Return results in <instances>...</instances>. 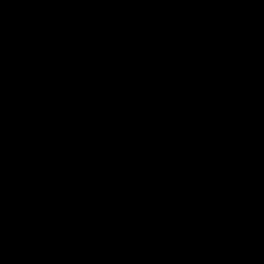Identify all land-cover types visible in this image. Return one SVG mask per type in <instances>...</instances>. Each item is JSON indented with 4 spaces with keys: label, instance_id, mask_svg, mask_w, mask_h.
Listing matches in <instances>:
<instances>
[{
    "label": "water",
    "instance_id": "1",
    "mask_svg": "<svg viewBox=\"0 0 264 264\" xmlns=\"http://www.w3.org/2000/svg\"><path fill=\"white\" fill-rule=\"evenodd\" d=\"M0 264H264V0H0Z\"/></svg>",
    "mask_w": 264,
    "mask_h": 264
}]
</instances>
